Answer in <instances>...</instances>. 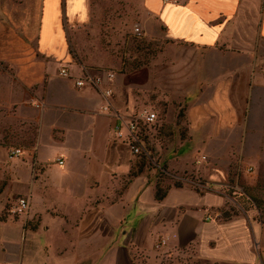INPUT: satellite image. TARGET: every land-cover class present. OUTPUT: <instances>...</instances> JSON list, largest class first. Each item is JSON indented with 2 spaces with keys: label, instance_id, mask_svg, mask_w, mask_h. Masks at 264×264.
<instances>
[{
  "label": "crops",
  "instance_id": "obj_1",
  "mask_svg": "<svg viewBox=\"0 0 264 264\" xmlns=\"http://www.w3.org/2000/svg\"><path fill=\"white\" fill-rule=\"evenodd\" d=\"M124 1L143 36L164 41L145 69L117 68L92 41V0H0V112L38 130L20 155L29 209L0 219V264H136L134 250L158 264L163 235L169 248L191 249L189 264H264V214L221 213L238 160L245 173L264 166V0ZM61 68L114 70L110 111ZM151 90L183 104L185 133L167 118L172 140L161 138L158 121L155 167L128 178L138 156L114 126L146 108ZM162 165L184 178L158 201Z\"/></svg>",
  "mask_w": 264,
  "mask_h": 264
},
{
  "label": "rangeland",
  "instance_id": "obj_2",
  "mask_svg": "<svg viewBox=\"0 0 264 264\" xmlns=\"http://www.w3.org/2000/svg\"><path fill=\"white\" fill-rule=\"evenodd\" d=\"M92 3L96 5L94 16L98 17L93 23L92 41L100 42L101 49L107 50L109 55L114 56L115 59L118 58L117 68L145 69L151 53L157 55L159 51H162L164 47L162 39L148 41L143 36V30L139 26L136 16L137 8H134L130 3L126 4L124 0H92ZM136 26L139 27L140 34L134 30ZM113 69L117 70L116 67ZM129 72L131 73V71ZM146 95L147 102L141 107L154 111L157 122L165 123V120L169 118L173 120L174 124L178 121L184 127L183 118H179L183 110L181 102L168 103L160 91H147ZM173 108L175 110L171 113ZM168 110L170 111L167 113ZM33 130V124L15 120L8 113L0 112V208H2L0 219H21V216L11 217L8 209L14 199L22 195L19 193V183L20 181L24 183L26 176L21 157L9 159L7 152L11 147L23 148L26 146L32 137ZM162 137L165 135L161 134ZM155 159L157 160V158ZM153 166L155 167V165ZM156 171L158 172V168ZM166 182L169 181L166 180L164 184H167ZM235 186L231 187L233 189H228L229 200L221 210L222 216L243 211L262 216L264 214V166L259 167L258 171L252 169L248 173L241 172ZM3 231L4 228H1L0 237Z\"/></svg>",
  "mask_w": 264,
  "mask_h": 264
},
{
  "label": "built area",
  "instance_id": "obj_3",
  "mask_svg": "<svg viewBox=\"0 0 264 264\" xmlns=\"http://www.w3.org/2000/svg\"><path fill=\"white\" fill-rule=\"evenodd\" d=\"M175 1V0H174ZM135 31L140 34L139 27L136 26ZM59 73L66 77H72L74 79L75 86L78 88L90 87L98 90L105 102L101 106V110L104 112H109L111 109L110 97L112 96V85L116 77V72L111 69H106L97 72H86L79 77H74L66 68H61ZM264 76V69H263ZM157 117L154 111L148 110L147 108L141 109L137 114L126 119H120L119 122L114 126L116 136L118 138L124 139L130 146L133 154L138 155L143 151V136H150V132L156 129ZM125 130V133L123 132ZM22 149L19 147H11L8 149L7 156L9 159L16 158L20 156ZM206 160L205 155H200L196 159V163L200 164ZM59 163H63L59 160ZM243 169L241 165V160L235 165L234 177L236 178ZM250 170V168H248ZM237 184L235 182L234 186ZM195 185L201 186V182L197 180ZM237 188V186H235ZM29 209V198L26 195H20L14 199L11 203L8 213L11 217L14 216H24ZM219 213L214 214L209 217L211 220H215ZM154 250L156 252V257L158 258V264H189L192 257V251L190 248H169L168 247V236L163 235L158 238L154 245ZM133 260L136 264H144L141 258V252L136 250L132 254Z\"/></svg>",
  "mask_w": 264,
  "mask_h": 264
},
{
  "label": "trees",
  "instance_id": "obj_4",
  "mask_svg": "<svg viewBox=\"0 0 264 264\" xmlns=\"http://www.w3.org/2000/svg\"><path fill=\"white\" fill-rule=\"evenodd\" d=\"M180 117L183 118V113L179 115V118ZM29 124L32 125V123H29ZM33 125H34V130L32 132V137L28 141L27 145L23 147L24 149H31L35 146L38 130H37V125L35 124ZM175 126L179 128L180 133L183 137L185 133L184 127H182L180 125V122L178 121L175 122ZM156 132H157L156 133L157 136H161V134H163L165 135V137H167V139L172 140L171 128L170 126H167L165 123H162L161 127L158 128ZM149 139L150 138L148 136H143V144H142L143 151L137 155L138 158L133 164V166L131 167L128 173V178L138 175L147 167H153L152 158L154 157V155L152 153L151 147L149 146L150 145ZM181 178H184V175H181V176L176 175L175 172L168 170L166 165H162L161 167H159L158 172H157V180L155 184V194H154L155 199L158 201L162 200L165 197L168 189L172 186H175V187L182 186L183 182ZM166 180H168L169 182L168 183L166 182L167 184H164ZM234 184H235L234 175L232 174V176L229 177L228 184L223 188L224 192L227 195L229 193L228 189H233L231 187H233ZM235 214H238V213H235ZM235 214L226 215L224 218H228Z\"/></svg>",
  "mask_w": 264,
  "mask_h": 264
}]
</instances>
